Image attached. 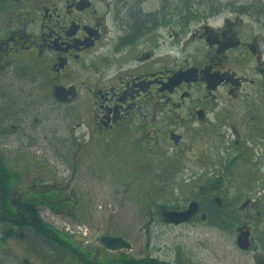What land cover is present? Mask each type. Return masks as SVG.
<instances>
[{
	"label": "flooded vegetation",
	"instance_id": "flooded-vegetation-1",
	"mask_svg": "<svg viewBox=\"0 0 264 264\" xmlns=\"http://www.w3.org/2000/svg\"><path fill=\"white\" fill-rule=\"evenodd\" d=\"M162 5L0 0V204L14 207L23 222L47 216L80 222L84 202L94 199L90 182L148 171L154 192L169 186L167 176H182L173 182L187 196L170 206L147 196L133 200L156 207L151 218L165 223L166 212L193 204L198 210L188 223L210 222L213 204L227 221L239 223L248 213L241 222L254 223L251 209L261 215L264 35L247 31L242 15L213 25L216 14H206L181 29L177 8L170 25ZM104 140L113 143L114 171L83 167L88 146ZM123 152L133 156L128 172L121 171ZM44 159L62 166L35 162ZM110 187L116 190V182ZM67 232L59 263L130 261L79 246L81 232ZM52 251L43 264L58 261Z\"/></svg>",
	"mask_w": 264,
	"mask_h": 264
},
{
	"label": "rangeland",
	"instance_id": "rangeland-1",
	"mask_svg": "<svg viewBox=\"0 0 264 264\" xmlns=\"http://www.w3.org/2000/svg\"><path fill=\"white\" fill-rule=\"evenodd\" d=\"M230 1L195 0L192 11L204 12V9L207 8L204 4L214 5L213 10H219V12L210 19V23L219 25L227 18L241 16V14H234L232 9L250 8L259 2L264 5V0ZM169 14L167 21L170 25H176L174 12ZM255 14V17L249 14L241 16L245 22L246 30L257 35H264V16L261 15V10H255ZM203 15L196 20L208 18L206 14ZM1 20L2 17L0 16ZM196 20L191 22L189 19L183 23L180 19L181 29L185 25L196 24L198 22ZM163 34L168 36L170 31L165 30ZM112 144L110 140L101 141L96 146L90 144L83 167L104 170L105 173L109 170L114 171L117 163L112 156ZM233 154L230 156L233 157ZM132 158L133 156L123 152L120 161L121 171L128 172L125 164L130 165ZM15 162L12 161V163ZM35 162L43 167L57 168L62 166L61 161L56 159L35 160ZM182 178V176H167L166 180L169 186L164 187L159 192H154L152 190L153 182L156 179L150 171L146 175H101L96 182H90L89 189L94 199L91 198L89 204L84 202L87 206V212L80 222L69 223L65 219H53L47 216L44 223L60 235L67 232L68 228L72 231L81 232V236L76 235L75 240L82 247L89 245L95 249L105 250L100 243L103 236L122 238L131 247V250L117 251V257L119 258L121 255L123 256L122 259L142 260L150 258L171 264L176 262L182 264H264V207L259 209L261 215L251 209L250 215L256 217V219L253 218L254 223L243 222L246 220L247 213L243 214L238 224L229 221L228 223L231 222L233 225L227 229H222L220 224H212L200 219L188 224L167 225L161 218L150 217L153 216V213L155 216L157 215L158 209L156 207L144 208L139 203L135 205L136 202H133V200H140L142 196H147L152 204L155 201L168 206L181 204V198L187 196L183 195V190L176 187L174 182H179ZM113 182H116V190L110 187ZM231 194H237V192L232 191ZM220 195L222 196L223 192ZM241 220L243 221L241 222ZM240 231L250 233L251 244L246 251L239 249L237 245ZM84 234H86L85 237ZM23 235L26 241L23 240ZM31 238L32 241L28 242L27 240ZM6 239L0 233V264H43L44 261H49V255H45L42 251L39 252L36 249L33 254L29 252V247L37 245L38 242L34 233L23 231L14 239ZM84 241L87 243L83 244ZM57 255H59L58 261L51 264H62V261L59 263L62 257L61 250H57ZM102 260L101 258L100 261ZM120 261L118 259L116 262Z\"/></svg>",
	"mask_w": 264,
	"mask_h": 264
},
{
	"label": "trees",
	"instance_id": "trees-1",
	"mask_svg": "<svg viewBox=\"0 0 264 264\" xmlns=\"http://www.w3.org/2000/svg\"><path fill=\"white\" fill-rule=\"evenodd\" d=\"M125 1V0H123ZM158 1V0H156ZM162 2L163 10H164V19H167L168 14L174 11V7L177 8V12L179 13L180 19L183 23H186L187 20L190 19L191 22H194L196 19H199L201 16H204L203 14H217L219 10H213L214 5H210V3L204 4L207 8L204 9V12H194L192 11L193 5L195 0H160ZM232 1V0H231ZM230 1V2H231ZM263 3L259 2L251 6L250 8L247 7H239L237 9H232L233 13L235 14H241V15H251L255 17V10L259 11L261 10V15L264 16V5ZM232 6V5H231ZM172 7V8H171ZM251 10V11H249ZM259 13V12H258ZM170 15V14H169ZM258 16V14H257ZM156 15H149V21L155 20ZM198 21V20H196ZM182 23V24H183ZM2 167L1 161H0V168ZM0 230L2 233V236L7 238L6 240L14 239L16 236L19 235L20 232L28 231V233H31L37 237L38 242L37 245L30 246L31 248L37 249L39 252L42 251L46 255L52 254L55 250H59L63 246H65L64 240L61 237L60 233L55 231L52 227L44 223L42 220H39V217H35L33 219L32 223L23 222V220H20V217L18 214H16V210L14 207L9 206L4 201L0 204ZM214 205V204H213ZM211 206L208 208V212L211 216L210 223L214 224H220L222 226V229L228 228L232 226L233 224L229 221H227L226 218L220 217L218 213H215L214 206ZM238 224V223H236ZM27 236V235H26ZM23 240L26 241L25 236L23 235ZM28 242L32 241L31 239L27 240ZM40 243V245H39ZM123 264V261H122ZM124 264H171L167 263L165 261H160L158 259H142V260H135L130 259V261H126ZM175 264H182L180 262H176Z\"/></svg>",
	"mask_w": 264,
	"mask_h": 264
},
{
	"label": "water",
	"instance_id": "water-1",
	"mask_svg": "<svg viewBox=\"0 0 264 264\" xmlns=\"http://www.w3.org/2000/svg\"><path fill=\"white\" fill-rule=\"evenodd\" d=\"M58 96V95H57ZM59 98V96H58ZM197 206L193 204L186 212H166L164 214L165 223L167 225H182L188 223L193 216L197 213ZM242 230V229H241ZM100 243L103 248L110 252H117L119 250H130V245L125 242L122 238L104 236L100 239ZM251 240L249 232L240 231L237 245L241 250H248L250 248Z\"/></svg>",
	"mask_w": 264,
	"mask_h": 264
}]
</instances>
